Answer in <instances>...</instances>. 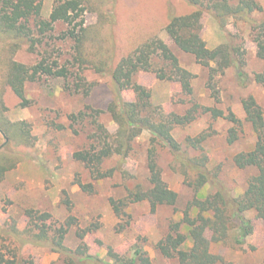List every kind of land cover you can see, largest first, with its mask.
Returning <instances> with one entry per match:
<instances>
[{
    "label": "trees",
    "instance_id": "16d2710c",
    "mask_svg": "<svg viewBox=\"0 0 264 264\" xmlns=\"http://www.w3.org/2000/svg\"><path fill=\"white\" fill-rule=\"evenodd\" d=\"M117 0H59L55 3L49 18L42 17L43 0H0V83L9 87L19 98L21 106H28L26 86L45 77L63 78L66 88L88 96L91 86L83 73L92 69L99 74L111 75L113 96L105 112L117 124L114 133L99 121L102 110L86 105L78 113L70 116L71 126L76 135L78 125L87 122L92 132L89 146L73 153L74 160L84 165L89 172L88 182L77 181L82 191L93 193L96 185L105 179H111L118 172L124 179L134 180L125 186L126 194L121 199L110 198V203L121 216L122 208L140 202H148L151 211L158 207L175 206L178 193L171 189L163 178L158 164L160 150L167 149L174 154L182 169L185 180L193 188L194 198L187 204L183 218L170 223L168 232L156 244V250L165 258L176 259L179 264H220L221 256L211 251L212 243H231L243 248L253 234L255 226L248 216L253 213L264 224V110L253 96L242 100L245 121L256 135L252 149L237 153L233 162L241 169H253L241 195L225 192L218 178L219 173L208 170L209 157L204 143L209 134L202 132L197 136H188L184 142H178L173 135L177 126L192 123L199 110L210 113L214 119L224 118L231 124L241 122L233 112L225 114L216 107L194 103L184 115L167 113L152 101V92L136 80L140 72L153 73L159 80L176 82L187 97L193 95L192 72L182 66L180 59L171 46L159 36H150L133 50L118 58L116 42L111 31L114 20L110 10ZM188 5L187 13H169L164 31L172 43L182 52L193 56L196 62L209 70L208 86L212 97L219 101L217 79L229 68H235L245 82L249 75L247 68V50L243 37L227 31L225 43L209 48L203 39V18L208 15L222 30L231 22H245L250 28V36L256 44L257 57L264 60V17H255L262 13L260 0H184ZM97 12L99 22L85 25L86 12ZM57 24L68 26L61 39L72 41V61L60 65L54 60L53 53L47 50L40 54L41 59L33 65H27L15 59L16 53L31 43L30 50H36V44H42L47 34L55 30ZM109 24L108 29L105 27ZM233 24V25H234ZM76 69V70H75ZM254 81L264 87V71L255 73ZM131 91L133 100H126L123 93ZM6 106L0 97V135L7 139L4 152H0V183L6 173L13 169L21 159L18 150L12 144L34 145V137L27 121L13 122L5 115ZM91 118V120H88ZM76 125V127H75ZM144 132L149 134L146 149L148 173L144 179L126 168L129 159L135 154V145ZM238 139L235 127L229 129L227 141L234 144ZM218 185L215 192L207 193L209 185ZM63 203L69 211L72 203L69 193L63 191ZM26 227L20 230L16 221L0 225V264H36L31 256H25L22 246L25 243L44 245L56 252L73 257L79 256L81 263L94 260L88 257V247L84 242L86 234L96 231L98 224L81 228L77 235L81 244L72 251L65 244L70 227L75 224L68 217L60 226L49 225L52 215L34 208L25 210ZM113 264H152L151 258L143 247L136 246L131 256L126 257L109 250ZM73 263L72 260H70ZM264 264V262H263Z\"/></svg>",
    "mask_w": 264,
    "mask_h": 264
},
{
    "label": "rangeland",
    "instance_id": "374dc122",
    "mask_svg": "<svg viewBox=\"0 0 264 264\" xmlns=\"http://www.w3.org/2000/svg\"><path fill=\"white\" fill-rule=\"evenodd\" d=\"M57 1L59 0H43V18H49ZM260 3L263 7L262 13L254 14L258 18L264 17V0H260ZM108 10L114 20V25L110 28L115 38L118 58L150 36L157 35L171 46L182 66L194 76L193 95L187 97L182 94L178 83L159 80L153 73L140 72L136 80L151 90L155 105L161 106L167 113L184 115L197 103L216 107L226 115L233 112L239 119L241 123L233 125L227 119H214L210 113L199 110L192 123L177 126L173 135L182 143L188 136L208 133L209 138L204 143L209 157L208 170L212 175L214 172L219 173L218 178L224 185L225 192L241 195L254 170L237 168L233 158L239 152L252 149L256 141L251 125L245 121L242 100L253 96L264 110V87L253 79L255 73L264 71V60L257 57L256 44L251 39L249 26L242 21L235 24L231 22L222 30L208 15L203 18L202 36L209 48L225 43L228 40L227 31H230L243 37L247 50L245 73L249 75L248 80L244 82L235 68L227 69L217 79L219 101L216 102L208 86L209 70L198 64L193 56L180 51L164 31L171 11L178 14L189 11L184 0H117L115 7ZM84 19L88 26H96L100 20L97 12L90 11L85 13ZM105 27L108 29L109 24ZM67 28L65 24H57L42 44H36L35 51L30 50L31 43L27 44L16 53L15 59L33 65L41 59L40 54L47 50L54 54V60L61 66L68 65L72 61L73 43L71 39H61ZM83 75L93 85L88 96L83 94V89H79L80 93L67 89V82L63 78L44 76L42 80L27 84L26 97L29 105L25 107L20 105L19 98L9 87L0 83V97L7 108L5 115L13 122L27 121L34 137V145L31 147L16 143L10 145L18 150V157L21 159L0 183V225L16 221L18 228L24 229L27 224L24 212L27 208L50 213L52 219L48 223L53 227L60 226L68 217H73L75 224L70 227L65 244L72 251H76L81 244L78 231L98 224V229L86 234L84 238L88 247L87 255L94 260L81 263L79 256H68L44 245L25 243L22 246L23 254L26 257L31 256L36 264H113L109 250L129 257L136 246L143 247L152 264H179L176 259L163 257L155 248L168 232L170 223L183 218V212L195 194L186 182L173 153L167 149L160 150L158 164L166 183L179 195L175 206L163 205L152 212L148 202H140L122 208L121 216H117L110 198H123L126 194L125 186L133 184L134 180L124 179L117 172L113 178L98 183L91 194L82 191L77 184L78 180L88 182L90 175L83 164L74 160L73 153L89 146L92 129L86 122L85 126L78 125L79 134L76 135L70 116L90 105L102 110L99 121L110 132L114 133L117 129V124L105 112L113 96L110 73L102 75L88 69ZM123 96L126 100L134 99L131 91L124 92ZM232 127L237 129L238 139L234 144H229L227 137ZM148 141L149 134L144 132L135 145V154L126 165L139 179H144L148 173ZM8 143L0 135V146L5 144L0 152L6 151ZM218 188L217 184L209 185L206 194L215 192ZM64 190L70 195L71 211L63 203ZM248 216L253 219L255 230L243 248H236L231 243H212L211 251L222 258L220 264H263L264 224L253 213Z\"/></svg>",
    "mask_w": 264,
    "mask_h": 264
},
{
    "label": "water",
    "instance_id": "95a60500",
    "mask_svg": "<svg viewBox=\"0 0 264 264\" xmlns=\"http://www.w3.org/2000/svg\"><path fill=\"white\" fill-rule=\"evenodd\" d=\"M4 145H5V144H3V145L0 146V150L4 147Z\"/></svg>",
    "mask_w": 264,
    "mask_h": 264
}]
</instances>
